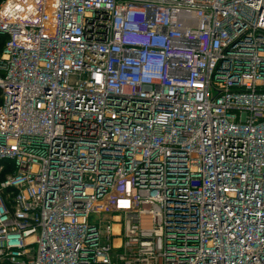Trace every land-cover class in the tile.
Wrapping results in <instances>:
<instances>
[{"label":"built area","instance_id":"1","mask_svg":"<svg viewBox=\"0 0 264 264\" xmlns=\"http://www.w3.org/2000/svg\"><path fill=\"white\" fill-rule=\"evenodd\" d=\"M0 35V264H264V0H4Z\"/></svg>","mask_w":264,"mask_h":264},{"label":"trees","instance_id":"2","mask_svg":"<svg viewBox=\"0 0 264 264\" xmlns=\"http://www.w3.org/2000/svg\"><path fill=\"white\" fill-rule=\"evenodd\" d=\"M3 1L4 0H0V3L3 2ZM6 40L7 39H6L5 36H1L0 35V54H1L2 50H3V47H4V44H5ZM0 103H1V100H0ZM0 165H5L4 166V171L0 174V180H3L5 178V176H6V174L8 172H10L11 170H13V166L11 165V163L4 162V161L0 162ZM4 264H6V263H4Z\"/></svg>","mask_w":264,"mask_h":264}]
</instances>
